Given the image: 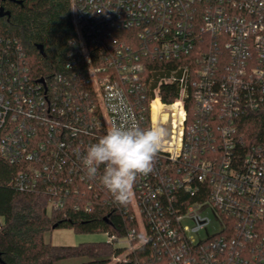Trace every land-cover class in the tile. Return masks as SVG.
Masks as SVG:
<instances>
[{
  "label": "built area",
  "instance_id": "built-area-1",
  "mask_svg": "<svg viewBox=\"0 0 264 264\" xmlns=\"http://www.w3.org/2000/svg\"><path fill=\"white\" fill-rule=\"evenodd\" d=\"M71 18L77 35L51 78H35L20 40L0 31L10 184L42 190L64 215L102 205L118 227L134 222L123 237L105 232L125 249L113 261L150 246L166 264H264V133L242 129L246 113L264 112V0H71ZM182 57L190 63L154 67ZM164 85L176 87L172 101ZM132 124L168 136L120 204L82 157L113 125ZM209 208L222 225L202 238Z\"/></svg>",
  "mask_w": 264,
  "mask_h": 264
},
{
  "label": "trees",
  "instance_id": "trees-1",
  "mask_svg": "<svg viewBox=\"0 0 264 264\" xmlns=\"http://www.w3.org/2000/svg\"><path fill=\"white\" fill-rule=\"evenodd\" d=\"M10 13L0 16V31L17 37L35 78H51L64 71L71 41L76 29L71 18V0H19L0 2ZM43 46L44 52L38 48ZM189 57L155 62V68H173L190 63ZM176 87L164 85L163 99L172 101ZM192 99V98H190ZM190 105V104H189ZM242 129L248 137L264 133V112L244 115ZM17 167L0 154V264H56L61 260L85 259L82 264H166L152 256L155 250L142 246L129 254L130 260L113 261V255L124 252L106 240L79 245H56L46 242V232L57 227H72L82 232L113 230L125 236L135 225L125 220L118 227L114 214L100 205L94 211L71 206L68 214L50 208L49 196L42 190L21 191L10 184ZM73 198L71 202H77ZM157 252V251H156Z\"/></svg>",
  "mask_w": 264,
  "mask_h": 264
},
{
  "label": "clouds",
  "instance_id": "clouds-1",
  "mask_svg": "<svg viewBox=\"0 0 264 264\" xmlns=\"http://www.w3.org/2000/svg\"><path fill=\"white\" fill-rule=\"evenodd\" d=\"M167 136L166 128L161 125L147 129L135 124L113 125L83 155L86 175L89 179L99 177L115 201L125 204L131 198L138 176H146L153 170L154 159Z\"/></svg>",
  "mask_w": 264,
  "mask_h": 264
},
{
  "label": "rangeland",
  "instance_id": "rangeland-1",
  "mask_svg": "<svg viewBox=\"0 0 264 264\" xmlns=\"http://www.w3.org/2000/svg\"><path fill=\"white\" fill-rule=\"evenodd\" d=\"M206 213L212 217L214 224H211L207 229L202 231L199 236L205 237L208 234L217 231L221 225V220L217 217L215 212L210 208L206 210ZM46 242H50L56 245H79L83 242H94L106 240L105 232L94 231V232H82L72 227H57L48 231L44 235ZM85 259L78 260H61L56 264H82Z\"/></svg>",
  "mask_w": 264,
  "mask_h": 264
},
{
  "label": "water",
  "instance_id": "water-1",
  "mask_svg": "<svg viewBox=\"0 0 264 264\" xmlns=\"http://www.w3.org/2000/svg\"><path fill=\"white\" fill-rule=\"evenodd\" d=\"M9 13L10 12L8 10H5L4 6L0 7V16L8 15ZM38 48L41 50V52H44L42 45H38ZM40 80L43 81L44 79L41 78Z\"/></svg>",
  "mask_w": 264,
  "mask_h": 264
},
{
  "label": "flooded vegetation",
  "instance_id": "flooded-vegetation-1",
  "mask_svg": "<svg viewBox=\"0 0 264 264\" xmlns=\"http://www.w3.org/2000/svg\"><path fill=\"white\" fill-rule=\"evenodd\" d=\"M8 1H13V2H16V1H19V0H0L1 3H5V2H8ZM3 6L2 4L0 5V7ZM6 10V9H5Z\"/></svg>",
  "mask_w": 264,
  "mask_h": 264
}]
</instances>
